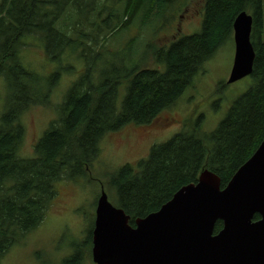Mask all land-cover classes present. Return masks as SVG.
Here are the masks:
<instances>
[{"label": "trees", "instance_id": "trees-1", "mask_svg": "<svg viewBox=\"0 0 264 264\" xmlns=\"http://www.w3.org/2000/svg\"><path fill=\"white\" fill-rule=\"evenodd\" d=\"M104 2L0 0V78L6 85V109L0 120V259L43 222L50 202L56 196L54 184L57 181L88 178L96 182L100 191L106 192L109 202L129 216V224L133 227L135 219L158 211L182 187L196 184L202 171L215 174L220 189H224L264 138L262 0H205L199 34L183 37L167 50L157 48L151 42L149 56L156 68H134L121 76L129 85L119 110L115 106L116 87L122 80L108 77L109 72H102L101 82L96 85L84 80L75 83L57 108L58 118L49 124L34 146V155L19 157L24 132L22 114L31 105L48 106L50 102L49 91L41 93L40 79L20 59L24 39L28 35H37L43 41L47 58L59 62L66 50L85 45L86 36H89L82 33L83 20L90 25L92 33H96L90 38L95 42L93 47L103 51L108 37L125 30L138 11L143 12L145 25L157 7V0H124L123 17L126 16V20L111 26L105 36L98 39L106 22L95 11L105 10ZM117 5L121 6V3L117 1L115 7L108 10L112 19ZM243 11L253 16L250 36L255 54L250 75L253 84L233 103L216 130L201 134L199 126L187 119L182 122V131L163 144L153 145L147 159L122 166L104 181L93 178L90 174L92 163L99 154L98 144L105 134L126 125H151L161 111L172 106L192 85L203 64L230 37L233 22ZM91 17L98 21L92 22ZM56 23H62V27L55 29ZM69 26L78 31L73 35L75 37L65 35L71 29ZM132 42L127 46L128 51L134 40ZM160 65L164 67L162 71L157 69ZM89 70L87 78L91 76ZM53 77L59 78V70ZM29 82H32L30 89ZM258 219L255 215L253 220ZM93 225L92 221L85 246L91 245ZM221 229L222 222H216L213 234ZM74 247L79 248V244ZM81 253L77 249L62 264H79Z\"/></svg>", "mask_w": 264, "mask_h": 264}, {"label": "rangeland", "instance_id": "rangeland-1", "mask_svg": "<svg viewBox=\"0 0 264 264\" xmlns=\"http://www.w3.org/2000/svg\"><path fill=\"white\" fill-rule=\"evenodd\" d=\"M103 1H105L103 3L105 10L95 11L96 14L101 15L102 21L106 22L104 23L106 25H102L103 32L97 37L98 39H102L111 26L126 20V16L123 17L124 0ZM117 1L121 6L117 5L112 13L116 18L112 19L111 11L108 10L115 7ZM204 1L157 0V7L145 25L142 21L143 12L140 10L125 30L108 37L103 51L93 47L95 42L90 38L95 37L96 33H92L90 25H86L83 20L80 25L84 27L82 33L89 36L85 35V45L66 50L59 62L47 58L43 41L36 37L37 35H28L23 41L25 45L21 48L19 56L24 66L34 71L40 79L41 93L49 91L50 102L48 106L31 105L22 114L21 123L24 132L19 157L31 158L34 155V146L43 137L49 124L58 118L57 108L75 83L84 80L85 83L89 81L96 85L101 82L100 74L109 72L108 77L122 80L118 88L116 87L115 106L119 110L129 85L128 80L125 77L121 79V76L134 68H156L149 56L148 46L151 42H154L157 48L167 50L179 39L199 34L204 15ZM262 6L264 12V0ZM91 20L97 22L98 18L94 21L91 17ZM58 23L55 24V29L62 27V23ZM76 32L78 33L71 27L65 35L72 37ZM132 40L134 44L128 51L127 46L133 43ZM89 48H91L90 52ZM234 49L232 29L230 37L203 64L199 73L193 78L192 85L172 106L161 111L151 125L146 127L126 125L115 132L105 134L99 141V154L92 163L91 176L104 181L122 166L135 165L140 160L147 159L151 147L167 142L182 131V122L187 119L192 120L194 126H199L201 134L215 131L227 116L233 103L253 84L250 76L227 84L233 65ZM157 69L162 71L164 67L160 65ZM56 70H59V78L53 77ZM88 70L90 78L86 76ZM5 95L6 85L0 78V120L6 109ZM54 188L56 196L51 200V206L43 222L37 229L14 244L0 259V264H62L63 260L70 258L77 249L82 251L79 264H93L92 243L89 246H85L84 243L92 221L94 224L92 215L95 213L96 202L100 195L99 185L89 181L88 178L75 181L65 178L55 182ZM78 244L79 248L76 249L74 246Z\"/></svg>", "mask_w": 264, "mask_h": 264}, {"label": "water", "instance_id": "water-1", "mask_svg": "<svg viewBox=\"0 0 264 264\" xmlns=\"http://www.w3.org/2000/svg\"><path fill=\"white\" fill-rule=\"evenodd\" d=\"M252 16L233 22L234 59L227 84L252 73ZM258 215V220H253ZM222 229L213 234L216 222ZM94 264H264V138L224 189L202 171L158 211L129 224L102 189L92 230Z\"/></svg>", "mask_w": 264, "mask_h": 264}]
</instances>
